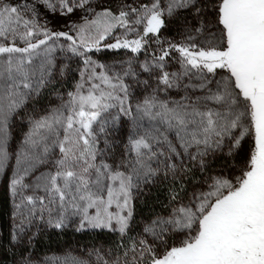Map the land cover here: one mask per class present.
<instances>
[{
	"label": "snow or ice",
	"instance_id": "obj_1",
	"mask_svg": "<svg viewBox=\"0 0 264 264\" xmlns=\"http://www.w3.org/2000/svg\"><path fill=\"white\" fill-rule=\"evenodd\" d=\"M201 4L209 7L203 0H167L163 6L161 0H150L138 6L125 4L114 12L96 11L93 0H0V174L13 158L9 151L13 113L50 85L56 72L63 75L53 58L55 42L71 41L67 50L83 58L85 66L66 101L30 119V130L15 153L16 171L9 188L13 197L20 198L15 208L21 223L43 219L46 213L47 223L62 229L78 216L77 231L107 229L123 236L133 216L134 191L142 183L162 170L173 177L189 170L183 164L185 156L203 169L210 152L227 148L231 156L251 135L254 149L235 182L213 178L207 193L145 223L143 232L152 239L134 240L128 251L134 253L133 264H144L145 258L147 264H264V0H210L212 19L204 18ZM190 8L202 17L195 35L189 31L184 43H169L152 64L140 66L144 72L158 70L157 84L135 105L129 102L124 83V77L136 74L131 63L122 73L110 72L87 55L99 51L117 28L137 32V38L116 37L103 46L140 53L150 36L159 42L166 15ZM40 9L64 17L66 23L77 11L90 15L69 25L74 37L40 24ZM136 26L142 27L137 31ZM205 32L203 44L198 43L196 37ZM170 50L179 53L182 72L165 70ZM219 70L226 75L217 80ZM193 78L195 83L190 82ZM170 89L184 94L179 99L158 95ZM113 108L117 114L110 123L126 116L132 125L116 164L98 160L97 149L98 134L109 123L104 113ZM42 165H49V170L26 182ZM170 197L177 201L179 193L173 190ZM171 233L184 239L170 245ZM95 253L97 264H129L119 258L110 262L99 250ZM21 264L34 261L22 253ZM53 264L90 261L66 255Z\"/></svg>",
	"mask_w": 264,
	"mask_h": 264
},
{
	"label": "rangeland",
	"instance_id": "obj_2",
	"mask_svg": "<svg viewBox=\"0 0 264 264\" xmlns=\"http://www.w3.org/2000/svg\"><path fill=\"white\" fill-rule=\"evenodd\" d=\"M5 2H16V0H5ZM22 2V0H21ZM167 0H161L162 6L166 5ZM204 3H208L209 7H202L204 18L212 19L210 0H203ZM140 3H150V0H93V5L96 11H100L104 8H111L114 12L125 4H132L138 6ZM41 15L39 22L42 25H46L53 31H65L69 32L75 37V32L70 31V24H80L82 22L81 17L86 14L83 11H77L68 18V22H65V18L59 15H52L44 9H40ZM202 19L201 15L197 14L194 8L177 10L172 16H165V27L161 29L159 33V42L155 36L147 38L148 42L145 48L140 53H132L130 49H109L103 45L114 43L116 37L127 38L129 40L137 38V32L125 33L122 28H117L113 31L112 35L102 41V47L99 51L95 49L89 53L88 56L92 58L97 64L105 65L110 72L122 73L127 69L129 63L136 73L133 76L124 77V83L128 87L129 102L135 105L138 101L143 100L146 96L152 93L156 87V74L154 69L152 72H144L140 67L145 62L152 64L153 57L160 54L161 48H167L169 43L182 44L185 42V37L192 32L195 35V27L199 25V21ZM137 31L142 26H136ZM207 33L197 36L196 41L203 44ZM78 42V40H77ZM20 46H23L21 41H17ZM51 43V42H50ZM56 50L53 53V58L57 68H63V75L59 72L55 74V80L41 90L39 95H33L30 97L24 105L17 109L13 113L9 121L10 141L9 151L13 154V158L10 159L8 167L5 169L4 174H0V189L4 185L6 180L10 181L13 178L16 166H15V153L20 149L23 144L25 135L29 132L31 124L30 119H36L40 116L48 114L52 109L57 108L63 101L68 99L67 93L74 91L75 85L81 80V71L84 70L83 58L73 55L67 50L71 41H67L64 38L56 41ZM179 53L170 50L169 57L165 61V70L170 73L182 72V66L179 63ZM104 69L97 68L96 71L100 72ZM226 75L223 70H219V75L215 79H220V76ZM147 81V84L144 82ZM188 82V81H186ZM192 83H195L193 78ZM88 85H86V88ZM163 87L162 85L160 86ZM184 94L183 90L170 89L167 92H159L158 95L163 99L166 96L173 99H179ZM117 114V109L113 108L108 113H104V118L109 121L105 125L106 131L98 134L97 149L100 151L101 156L99 159H104L108 163L116 164L121 159V154L124 153L128 135L131 132V118L121 116V119L116 124L110 123L111 117ZM98 127V125L94 126ZM254 149V139L251 135L246 136L241 141L240 148L234 152L231 156L227 155V148L224 152L209 153L205 157L206 166L202 169L197 163L189 160L186 156L183 159V164L187 166L189 170L182 171L173 177L171 175H165L163 170L154 177L149 183L141 184L138 190L134 191V198L132 201L133 216L129 221V228L125 235L117 231H109L107 229H91L85 228L84 230L77 231L79 223V217H72L68 225L62 229H56L51 227L48 223V216L45 213L44 218L40 219L35 217L31 220V223L24 221L21 223V217L17 212L15 205L19 203V196L13 197L10 191L11 197V216H10V233L11 241L14 249V257L10 261L0 260V264H21V254L24 253L30 256L34 264H53L56 258H63L66 255L78 256L84 259H88L90 264H97V257L95 250H99L100 254L110 262L119 258L120 260H127L129 264H133L132 257L134 253L128 251L132 241H138L141 238L151 240V236H146L143 232L145 223L149 220L142 222L135 221L136 215V202L140 201L142 197L151 194L162 182L166 183V187L169 192L173 190L179 193L181 200L172 201L171 208L176 204H188L193 202L195 196L201 193H207L210 191V186L213 182V178L222 177L227 178L235 182L240 176L241 169L245 166L250 152ZM58 155V150L54 153ZM177 165L181 164V160H176ZM155 166V164H154ZM163 166L161 165V169ZM49 165H42L40 168L26 178V182L32 183L35 177L42 172H47ZM169 212V211H168ZM168 213H166L167 215ZM23 229V231H21ZM45 232L47 234H53L55 232H66L68 234H83L92 232H105L110 235H118L119 245L113 247L111 244H105L102 246L89 247L88 250L72 251H58L47 255L36 254L35 246L36 241L40 234ZM184 239L182 234L171 233L169 244L178 245L180 241ZM128 251V256L124 257L123 253ZM91 253V255H89ZM144 264H147V258H145Z\"/></svg>",
	"mask_w": 264,
	"mask_h": 264
},
{
	"label": "trees",
	"instance_id": "obj_3",
	"mask_svg": "<svg viewBox=\"0 0 264 264\" xmlns=\"http://www.w3.org/2000/svg\"><path fill=\"white\" fill-rule=\"evenodd\" d=\"M178 200H181L180 198ZM171 197L166 183L162 182L148 194L136 202L135 221L153 220L157 216L166 215L171 209ZM11 197L9 181L6 180L0 189V260L10 261L14 257V249L10 233ZM118 235L105 232L68 234L66 232L47 234L42 232L36 241L35 253L47 255L58 251L88 250L89 247L107 244L118 247Z\"/></svg>",
	"mask_w": 264,
	"mask_h": 264
}]
</instances>
